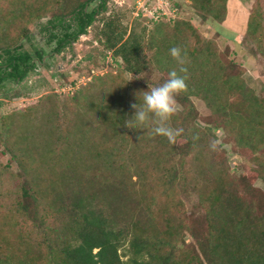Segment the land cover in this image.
Here are the masks:
<instances>
[{"label": "trees", "instance_id": "16d2710c", "mask_svg": "<svg viewBox=\"0 0 264 264\" xmlns=\"http://www.w3.org/2000/svg\"><path fill=\"white\" fill-rule=\"evenodd\" d=\"M188 1L202 22H224L228 0ZM108 3L0 0V109L27 96L7 85L35 70L24 43L36 19L48 17L38 32L56 52L91 33L87 71L108 53L115 66L65 100L50 92L39 98L40 109L0 116V264H264V190L255 186L264 185V89L248 87L228 49L220 51L190 20L150 19L149 27L142 14L130 21L131 9ZM243 41L264 57V0L252 1ZM172 47L181 48L187 69L169 121L183 130L175 143L153 125L125 126L131 106L142 102L125 75L150 81L139 91L161 85L170 71L179 73ZM35 114L46 132L40 133L53 136L41 153L30 147L28 130L12 127ZM58 115L79 121L77 143L56 127ZM87 119L97 124L85 135ZM217 133L231 153L246 156L248 170L236 175L235 165L222 166V153L210 161ZM23 155L37 161L34 170L23 166Z\"/></svg>", "mask_w": 264, "mask_h": 264}, {"label": "rangeland", "instance_id": "374dc122", "mask_svg": "<svg viewBox=\"0 0 264 264\" xmlns=\"http://www.w3.org/2000/svg\"><path fill=\"white\" fill-rule=\"evenodd\" d=\"M146 0H109L108 5L111 3H116L121 7H126L131 9V19L141 15L142 22L148 23L151 19V16L154 15L155 6H159L157 0H147V5H144ZM169 5L168 10H166L168 15H159L160 20L164 21H173V20H190L191 24L198 30V32L205 38L215 40L216 44L220 51H223L225 48L228 49V57L239 66L242 70V76L245 80V83L248 87L252 88L257 94L264 89V57L260 54L252 52V44L243 41L244 33L246 30L247 17L249 9L252 5L253 0H230L227 1L228 11L225 16V20L221 24H211L210 22H202L197 15L193 13V10L190 6V1L188 0H167ZM149 4V6H148ZM175 4H179L180 8ZM96 3L91 5V8H94ZM146 6V10L144 8ZM163 6V5H162ZM175 7L176 9H174ZM173 12H170V10ZM142 10V11H141ZM142 12V13H141ZM139 17V18H140ZM48 17H42L41 19H36L33 21L30 26V41L24 43V48L33 51L34 49H42L44 52L51 51L54 43L47 45L44 39L41 37L43 34L38 32L40 24H43L47 21ZM154 18V17H153ZM151 27V23H148ZM216 32L219 33V36L216 37ZM91 33L80 36L74 45L65 49L62 53L53 55L50 59L47 60V65H40L36 67L33 72H30L27 77L19 84H8L7 88L10 90L13 89L23 95L19 98H13L4 101L3 107L0 109V116H4L13 111H23L31 107L41 108V102L39 98L47 93L53 92L58 96L59 100H65L66 97H70L73 93L84 88L97 77H102L108 73H114L115 66L112 64L110 54L108 53L105 60L100 61L99 65L95 68H91L87 71L85 68L87 64V55L91 53V48L94 45L90 44ZM112 67V68H111ZM79 70V71H78ZM154 76L151 79L154 81L157 79L158 74L153 73ZM125 79L130 81L133 85L134 92H142L137 90L143 85L150 87V81H145L144 79L138 78L131 75H125ZM146 79H150V75H146ZM134 93H131L133 97ZM129 93L127 94V99L130 97ZM0 100H4L0 98ZM61 102V101H60ZM128 102V101H127ZM194 105L198 110L200 116H205L207 114V109L204 104L193 98ZM41 104V105H40ZM81 120H85L83 116ZM88 120V119H87ZM55 125L59 127L60 130H63L64 133H70L66 135V139L71 143L75 144L76 141H79L80 138L75 139V134L77 128V119L73 118L70 121L62 119L59 115L55 118ZM85 127V135L88 134L91 127L96 126V121H89ZM89 126V127H88ZM197 126L202 129L204 124L200 121L197 122ZM13 130L16 132L28 130L30 133V147L36 149V152H44V147L47 142L53 137L52 134L43 135L40 133V129H43L42 120L38 114H35L30 120H18L12 126ZM84 128L83 124L82 127ZM70 131V132H69ZM17 134V133H16ZM55 135V133L53 134ZM84 135V136H85ZM216 140L211 139L210 143L212 145V151L209 153L210 161L213 159V155L216 153H222L223 160H220L221 165H226L228 162L236 166V175H239L240 172L248 170V165L246 163V156L239 154H233L230 151L228 145L222 144V135L220 133L215 134ZM50 145L48 147H52ZM54 148V147H53ZM57 153V152H56ZM245 157V158H244ZM8 159V157H6ZM21 163L28 170H34V167L37 166V161L34 159L28 158V156L23 155ZM194 162H191V164ZM12 169L14 171H20L21 168L17 163H12ZM195 171L194 169H192ZM41 172V171H40ZM24 174V173H23ZM28 176L26 173L24 174ZM255 186L260 187L264 190V185L260 181H256ZM61 192L62 188L57 187ZM186 202L189 203V200L186 198ZM1 218V216H0ZM123 252V250H121Z\"/></svg>", "mask_w": 264, "mask_h": 264}, {"label": "clouds", "instance_id": "9594fccd", "mask_svg": "<svg viewBox=\"0 0 264 264\" xmlns=\"http://www.w3.org/2000/svg\"><path fill=\"white\" fill-rule=\"evenodd\" d=\"M170 56L180 65L179 73L172 70L168 73V79L159 86L151 87L142 91V102L133 104L135 109L132 118L125 122V126L132 129H146L153 125L152 131L167 138L170 143H175L176 138L182 134V129L173 128L169 125L172 116L177 112L176 96L186 90L185 55L180 47L169 49ZM138 98V95H137Z\"/></svg>", "mask_w": 264, "mask_h": 264}, {"label": "flooded vegetation", "instance_id": "af4514ba", "mask_svg": "<svg viewBox=\"0 0 264 264\" xmlns=\"http://www.w3.org/2000/svg\"><path fill=\"white\" fill-rule=\"evenodd\" d=\"M80 36H83V35H80ZM79 36V37H80ZM43 39H44V41H45V43L47 44V45H50V44H48L47 43V37L48 36H46V35H44L43 34V36H41ZM78 40V39H77ZM76 40V41H77ZM76 41H72L71 42V46L72 45H74V43L76 42ZM54 43V42H53ZM55 47H56V44L54 43V46L52 47V49H51V51H49V52H44L42 49H39L38 51L40 52V54H41V60H38L37 59V56H36V54H34V50L33 51H30V54H31V56H32V64H34V66H36V67H38V66H40V65H47V60L48 59H50L51 57H53V55H57V54H60V53H62L65 49H67V48H62L59 52H56L54 49H55ZM37 50V49H36ZM36 67H35V69H36Z\"/></svg>", "mask_w": 264, "mask_h": 264}, {"label": "built area", "instance_id": "2783aa9c", "mask_svg": "<svg viewBox=\"0 0 264 264\" xmlns=\"http://www.w3.org/2000/svg\"><path fill=\"white\" fill-rule=\"evenodd\" d=\"M157 2L159 3V6L154 7V8H156V10H154V15L151 16V19H153V20H158L161 17L159 15H168V13H166L167 12L166 10H168L167 6L169 5L168 1L167 0H157ZM144 5H147V0L144 2ZM148 6H149V4H148ZM144 8L146 10V6H144ZM170 12H173V9H172V11L170 10Z\"/></svg>", "mask_w": 264, "mask_h": 264}, {"label": "crops", "instance_id": "0c3cea01", "mask_svg": "<svg viewBox=\"0 0 264 264\" xmlns=\"http://www.w3.org/2000/svg\"><path fill=\"white\" fill-rule=\"evenodd\" d=\"M230 0H228V2H229ZM227 11H228V4H227Z\"/></svg>", "mask_w": 264, "mask_h": 264}]
</instances>
